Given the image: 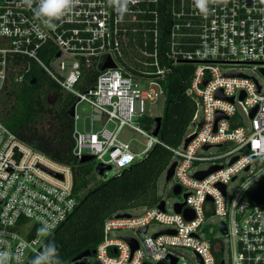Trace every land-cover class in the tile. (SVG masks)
<instances>
[{"label":"built area","instance_id":"1","mask_svg":"<svg viewBox=\"0 0 264 264\" xmlns=\"http://www.w3.org/2000/svg\"><path fill=\"white\" fill-rule=\"evenodd\" d=\"M37 2L0 0V93L10 80L21 82L33 62L64 94L71 93L77 160L92 155L94 172L99 164L110 166L95 172L105 180L160 144L171 152L165 170L175 163L170 178L186 193L182 208L190 210V218L174 205L168 210L164 200L160 209V199L139 214L120 210L105 217L94 248L99 263L144 264L148 256L170 262L172 256L176 264L174 248L181 246L199 264H264V201L247 194L264 173V0H206V12L197 0H127L123 14L118 0H76L71 12L51 23L34 15ZM107 59L113 66L102 67ZM180 63L193 66L185 93L194 102L189 122L194 129L188 132V124L180 143L168 146L152 134L154 120L145 122L151 116L144 101L165 96L166 77ZM82 101L92 113L88 127L84 118L79 129L76 107ZM124 127L146 136L139 151L120 139ZM211 146L225 150L210 159L202 151ZM208 159V167L195 169ZM212 166L217 169L195 177ZM240 171L247 175L226 201L227 184ZM72 180L68 164L35 149L0 119V250L9 252L8 264H23L35 254L74 209L79 193ZM217 184H224V193ZM210 213L219 216L217 224L206 222ZM152 221L164 227L138 238ZM42 222L52 226L47 234L37 231ZM126 228L135 234L127 236L137 242L132 251L126 236L110 237ZM214 230L227 239L228 260L221 257Z\"/></svg>","mask_w":264,"mask_h":264},{"label":"trees","instance_id":"2","mask_svg":"<svg viewBox=\"0 0 264 264\" xmlns=\"http://www.w3.org/2000/svg\"><path fill=\"white\" fill-rule=\"evenodd\" d=\"M192 67L189 63L177 64L166 77L157 136L168 146L180 143L194 112L193 99L185 93ZM33 78L35 81L31 83ZM47 92L56 95L51 106L44 103ZM9 94L13 95V101L9 113L2 119L4 125L35 149L72 169L73 191L79 193L77 203L42 240L55 242L61 264H69L79 252L96 247L102 236V222L108 215L139 205L151 206L160 199L155 184L170 161L169 149L154 144L137 162L88 187L92 160L81 162L72 154L73 120L61 103L64 92L59 85L32 62L22 81L15 83ZM45 113L49 114L47 128H52L51 135H45L37 128ZM144 120L148 124L153 122L152 117ZM247 194L255 201H264V173L249 185ZM33 255L30 254L23 264H30Z\"/></svg>","mask_w":264,"mask_h":264},{"label":"rangeland","instance_id":"3","mask_svg":"<svg viewBox=\"0 0 264 264\" xmlns=\"http://www.w3.org/2000/svg\"><path fill=\"white\" fill-rule=\"evenodd\" d=\"M244 72L247 74H250L252 71L249 67H245L244 68ZM259 81H262L261 77H258ZM14 81L10 80L9 84L6 86L5 89L2 90V92L0 93V119L2 120L8 113H9V108L10 105L13 101V95L9 94V91L11 90L12 86L14 85ZM144 85V84H143ZM152 89L157 90L158 87L155 86H151ZM164 98L165 96H163L162 94H159L157 97H155L154 99H146L144 101V109L145 112L150 115L152 118L156 117V116H160L162 114V110H163V106H164ZM56 100V95L54 92H47L44 95V103L45 106H51L55 103ZM240 110V109H239ZM240 112V116L243 123L248 124V120L246 118V116L244 115V113ZM76 113L78 114V120L76 121L77 123V127L80 129L82 127V121L85 118V124L86 127H88L89 124V116L91 115L92 111L90 106L82 101L78 104V106L76 107ZM48 118H49V114L45 113L42 117V121L37 125V128L41 129V133H44L45 135H51L52 134V128L48 129ZM194 129V124L190 123L188 126V132L192 131ZM120 139H124L127 140L131 146V148L135 151H139L145 144L146 141V136L134 132L133 130L124 127L119 135ZM225 150V146H211L208 149L202 151V154L209 157L210 159L214 156L220 155L223 151ZM222 159V158H220ZM171 160V159H170ZM214 160V159H212ZM169 163V162H168ZM210 164V160H203L198 162L196 165L195 169H205L206 167H208V165ZM94 166L95 163H92V173H91V179L89 181V186L88 187H92L94 184L98 183L99 181H101L103 179L102 176L95 174L94 172ZM107 176L110 175V173L108 172L106 174ZM247 175V172L245 171H240L237 173V176L233 177L227 184V195H226V201L230 198L231 194L233 193L235 187L242 181L245 179V176ZM175 181L172 178H169L168 180H166V170L164 169L158 176L157 180H156V194L157 196L160 198V200H164L165 204H166V208L168 210H172L173 209V204L175 202L178 201H183V192L184 190H182L179 193H174L172 190V187L174 186ZM145 206L139 205V206H135V207H130V208H126L123 211H125L128 214L131 215H135V214H139L141 212H143V210ZM220 220L218 215H212V213H210L207 217L206 222L207 223H211L212 225H215L218 223V221ZM164 226L162 224H160L157 221H152L149 225L148 228L146 230V232H142L141 234H138L137 237L138 238H144L145 236H148L150 234H152L153 232L162 229ZM214 235H216L217 237H219V242L220 245L222 246V252H221V257L225 260H228L229 258V252H228V243H227V239L226 237H221L219 232L217 231H213L212 232ZM202 235H205V232L201 233ZM134 231L131 229H117V230H113L112 232H110V237L112 238H116V237H123V236H134ZM174 251L180 256L179 261L176 264H182V262H185L186 264H199V262L197 261L196 256L194 255V253L192 252V250L189 247H181V246H177L174 248ZM82 262L85 264H100L99 261L96 259L95 255H94V249L92 250V252L81 258ZM69 264H73V263H69ZM144 264H170L169 260L166 259H153L152 257L148 256L145 260H144Z\"/></svg>","mask_w":264,"mask_h":264},{"label":"clouds","instance_id":"4","mask_svg":"<svg viewBox=\"0 0 264 264\" xmlns=\"http://www.w3.org/2000/svg\"><path fill=\"white\" fill-rule=\"evenodd\" d=\"M201 11L206 12V0H197ZM76 0H38L34 9V15L45 19L51 23L55 19L64 17L75 7ZM118 10L123 14L127 10V0H118ZM52 226L47 222H42L37 231L41 234H47ZM9 252L0 250V264H8ZM30 264H61L58 247L53 241L42 242L39 249L30 260Z\"/></svg>","mask_w":264,"mask_h":264},{"label":"water","instance_id":"5","mask_svg":"<svg viewBox=\"0 0 264 264\" xmlns=\"http://www.w3.org/2000/svg\"><path fill=\"white\" fill-rule=\"evenodd\" d=\"M107 66H113V63L111 62L110 59H107V61H105V63L102 65V67H107ZM261 70L264 71V69H262V68H261ZM237 75H240V74H237ZM34 81H35L34 78L30 80L31 83H33ZM70 97H71V93L70 92H66L64 94L62 102H61L62 105L67 106L68 102L70 100ZM229 100L231 101L232 98H229ZM73 110H74V105L71 103L66 108V114H68L71 117L73 115ZM218 117H219V115L216 116V119ZM153 120L155 122V128L152 131V134L153 135H157L158 129H159V126H160V116L154 117ZM190 138H191V136L188 137V138H185V140H184L185 144ZM207 146L208 145H205L204 147H207ZM233 159H235V158H233ZM89 160H92V155H83L79 159V161H81V162H85V161H89ZM174 165H175V163L173 162L166 169V180H168L171 177ZM109 168H110V166H108V165L99 164L98 166L95 167V172L98 173V174H101L103 169H109ZM215 169H217V166H212L206 171H201V172L196 173L195 177L200 179V178L204 177L207 173H209L210 171H213ZM217 186L221 189L222 193H224V188H225L224 184H217ZM172 190H173L174 193L181 192V188H180V186L178 184H174V186L172 187ZM182 195H183V199H184L186 197V193H183ZM207 199L210 200L211 198L207 197ZM184 203H185L184 200L180 201V202H175L173 204L174 205V209H175L176 212H182V214L184 215L185 218H190L191 217L190 210L188 208H182ZM163 205H164V201L160 200V202L158 204V207L160 209H163ZM118 215H126V213L120 212V213H118ZM218 227H219L221 232H223V233L225 232V225H224L223 222H220ZM145 229H146V227L144 226V227H142L140 229V231H145ZM164 231L173 232L172 230H164ZM124 239L129 243V245L131 247V251L137 247V242H136V240L134 238L126 236V237H124ZM91 252H92V250L85 249V250L79 252L78 254H76L72 258L71 261H73V264H85V263L82 262L81 258L84 257V256L89 255ZM168 257L170 259V264H175L176 258L172 257V256H168Z\"/></svg>","mask_w":264,"mask_h":264}]
</instances>
